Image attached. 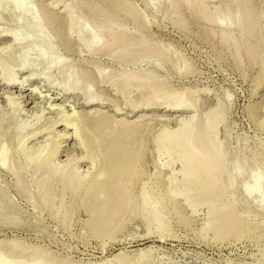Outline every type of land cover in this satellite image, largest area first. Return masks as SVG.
<instances>
[{
  "label": "rangeland",
  "instance_id": "374dc122",
  "mask_svg": "<svg viewBox=\"0 0 264 264\" xmlns=\"http://www.w3.org/2000/svg\"><path fill=\"white\" fill-rule=\"evenodd\" d=\"M73 1L0 0V258L8 259L15 246L22 250L10 264H264V197L252 202L243 194L253 174H261L264 188V0H204L213 22L182 0ZM21 4L27 13H20ZM251 24L255 29L248 36ZM27 30L42 43L28 39ZM5 31L12 39L1 36ZM223 31L230 42L222 41ZM112 33L120 39L104 49ZM45 43L52 60L61 62L49 71L40 54ZM3 74L20 87L5 85ZM132 74L140 80L125 85ZM139 76L159 84L147 109L139 106L151 91ZM164 93L181 97L189 110L168 109ZM88 96L97 100L87 102ZM97 115L111 123H137L140 129L128 140L138 156L144 144L139 177L132 182L134 207L120 217L119 232L101 237L90 222L98 202L85 196L84 187L71 191L58 175L30 163L57 147L56 165L76 159L80 174L93 175L102 156L93 169L72 123ZM189 119L202 124L203 135L219 149L212 165L222 182L211 200L200 197L193 181L184 183L180 152L169 150L167 138L184 132ZM86 127L83 138L92 135L103 155L102 134ZM239 162L242 175L230 187L227 175ZM223 214L248 225L240 219L244 228L235 225L227 235Z\"/></svg>",
  "mask_w": 264,
  "mask_h": 264
},
{
  "label": "bare ground",
  "instance_id": "6f19581e",
  "mask_svg": "<svg viewBox=\"0 0 264 264\" xmlns=\"http://www.w3.org/2000/svg\"><path fill=\"white\" fill-rule=\"evenodd\" d=\"M149 1H150V4H156L158 2V0H149ZM172 3H173V1H172ZM175 3H174V5H175ZM182 3L187 4V5L191 6L194 10H196V12L198 13V15L200 16L201 19L203 18L207 22H213L214 21V19L205 11V7H204L205 1L204 0H182ZM71 6H74V5L71 4ZM128 8H129V6H128ZM18 9L20 10V13H24L25 14V13L28 12V8L26 7V5L24 6L23 4L18 5ZM99 12H101L103 14L104 11L103 12L102 11H99ZM97 14H98V12H97ZM54 21H56V20H54ZM50 22H51V19H47V23H49V24H51L53 21L51 23ZM71 26L72 27H75L76 25H75V23H71ZM253 28H254V25H252V24L249 25L248 28H247L248 29L247 32H245L246 35H248V36L251 35L254 32ZM73 29H75V28H73ZM83 31H86V30L83 29ZM112 31H114V30H112ZM26 35H27V38L28 39H34L37 43H42V41H43L42 38L39 36V34L37 32L33 33L32 31L27 30L26 31ZM112 35H113V33H112ZM219 35L221 36L222 41H225L226 43L228 41L229 42L231 41L230 37L225 33V31H223L222 34L219 33ZM1 36L2 37L6 36V38L7 37L8 38L9 37L11 38L10 32H8V31H5V33H3ZM111 36H110V38H108L107 41H103L102 42V47L104 49L109 48V46L112 47V44L117 43L118 42L117 39H120L118 37L116 38V36H114V35H113V37H111ZM124 36L122 38H124ZM105 39H107V38H105ZM17 42H18L17 39H14L13 43H17ZM98 42L99 41H97L95 43H92L88 47L89 48L94 47L95 45L98 44ZM51 49H52V47L48 43H45L44 52H40L41 57L43 59V63H44V68H45L44 70H46V71H49V69L51 68L53 62H55L57 64V66L58 65H61V62H59L57 60H55V61L52 60V58L50 56ZM147 50H148V53L151 52L150 49H147ZM118 51H121V50H118ZM122 53H124V52H122ZM262 64H263V61H262ZM3 75L4 76L2 77V81H3V83L5 85H7V86H16L17 85V81L15 80V78L11 74H3ZM125 76H126V73H125ZM131 76L132 77H130V78L129 77L126 78L127 76L125 77L126 80L124 79L125 81L123 82L125 85L130 86V82L131 81H134L135 78L137 80H140L138 77L134 76V74H132ZM148 76H150V75H148ZM139 77H141L142 79L144 78L142 76H139ZM144 81L145 82L148 81L147 90L150 89L151 92L149 93V95H148V93H146L149 96L148 97L146 95L147 96L146 98H147V101L148 102L146 101V103L144 102V105H142V103H141L140 106L139 105L138 106L139 107H142V109L143 108H146L147 109V107H149V105L152 106L151 105L152 104L151 102L153 101V98H154V100L156 99L155 95L158 94L157 92L160 91V90L158 89V87H159V84L158 83L151 82V80L150 79H147V78H144L142 82H144ZM159 81H161V80H159ZM112 84H114V83H112ZM116 84H117V82H115L114 85H116ZM145 86H146V84H145ZM19 87L20 86H18L17 88H19ZM64 90L65 91H69V90H71V88H68V87L65 86ZM138 91H139V89H138ZM163 92H162V94H163ZM167 93H169V92H167ZM166 94L164 93V96ZM176 94H178V93H176ZM143 96H145V94ZM160 96H161V92H160ZM166 96H167L168 109H170L172 111H182V112H186V111L189 110L188 108H189L190 105H188V103H185V102L181 101V99H180L181 97L180 98H177L176 96L173 97V95H170L172 97H168L169 94L166 95ZM166 96L164 98H166ZM89 97L90 96H88V99H87L88 101L87 102H91V101L93 102V101L97 100V99H94L92 97H90V98ZM164 98H162V99H164ZM142 101H143V99H142ZM149 101H151V102H149ZM134 104H136V103H134ZM134 104H133L132 107H134ZM193 105H194V103H193ZM93 118L88 121L87 118L84 120L83 117H82V119L76 120L74 123H72L73 125L71 124L72 125V128H73V126L75 127L76 134L79 136V138L81 137V139H82V145L86 149V152H87V159L92 164L93 169H94V167H95V169H96V167L98 168L97 164H98V161L101 159V156H102V161H103L102 163L103 164L102 165L99 164L100 167L101 166L102 167L101 168L99 167L100 169L98 168V170H96L97 172L95 171V173L93 175H92V172L90 174H88V175H85V176H83V174H80L78 172L79 169L77 170L78 167L76 168V166H77L76 165V162H75L76 159L75 160H73V159L70 160L69 163L66 164V165H64L63 167H61L60 165H56V163H55L54 160L56 158H58L57 157L58 156L57 155L58 154L57 147H53V149L51 151L49 150L50 152L48 153V155L46 154L47 156L44 157V158H42L43 156L41 155L43 153H41V154H37L36 153L37 154L36 159L35 160H32L30 163L31 164L34 163V165L36 166V169H44L45 172L48 173V174H53L55 176L58 175L59 178L61 179V181L64 182V185H66L67 187H69V189L71 188L70 189L71 191H72V189H73V191H78L82 187H84V191L83 192H84L85 196L86 197L89 196V197H92L93 199H95V200H93L94 203H95V201H96V203L98 202L97 204H95L92 207L94 209H92L91 208V205H90V208L92 209V211H90V212L93 213V216H94V217L92 216L94 220H91L90 222L92 224L93 223L92 221H95V223H93L94 226H92V227H94L95 233L97 232V234L98 235L100 234V237H101V235H103V233L106 236L105 233H107L109 235H112V233H114L113 231H115V230H116V232H117V230L119 232V229L121 228V225H122V223H121L122 222L121 219L123 218L122 215L125 213V211L127 210V208L130 207V205L131 206L134 205L133 204L134 203V200H133V197H132L133 194H131V192H133L131 190H133V188H134L133 187L134 184H132V182L136 180L134 178L138 175V173H137L138 170L136 168V164L138 163V161H139L138 164H141L140 161L143 158L141 154H143V151H144V150H142V149H144L142 146H144V144L141 143V141H139L140 142V145L141 144H143V145L140 147V149L142 151V153H140L141 156L140 155L138 156L139 152L135 151L134 145H132L130 143L131 140L130 139L128 140L129 136L131 137V135H134L140 129L139 126L137 127V123L134 122L136 125H133L134 124L133 122H132L133 124L132 123L122 124V122L120 124L118 121H116V123H113V119L112 118H111L112 119V123H111V120L106 119V117L101 116V115L100 116L97 115L94 120H93ZM90 121L93 122L92 123L93 126L96 125L95 127L98 128L99 134H97V135L99 136V135L102 134V136H103L102 142L104 144H102V146H104V148H105L104 149L105 152L104 151L102 152L103 155L102 154H99V151L97 149V145L98 144L96 145V141L97 140L94 141V139H92V138H94L92 135H91L92 138H91V136L90 137H87V138L86 137L83 138V136H82L83 131H80V130L83 129V127H86V125L91 124ZM196 122H197V119H196ZM87 123H89V124H87ZM139 123H140V121H139ZM198 123H199V121H198ZM184 125H185V128H186V129H184V132L181 131L178 134L176 133V135L174 137L171 138L169 136L167 138V135H169V134L166 133L165 132L166 130H165L162 133V136L163 137L162 136L161 137H162V139L163 138L164 139L167 138L168 139V143L170 141V146L171 147L169 148V150H171L172 152H173V150H177V151L180 152V159H179V161L182 164L181 173L183 175L184 183H189L190 184V182L193 181L198 186L200 197L201 198L208 199V200H211L212 196H214L213 193L215 194L216 187L218 186L219 183L222 182L220 175L216 171V168L212 165L213 161L217 157V154L219 152V149L217 147H214V145L212 144L213 142L211 143V140L208 138L207 134L206 135L205 134L203 135L202 128L204 126H202V124L194 123L192 119L191 120L189 119V121H187L186 123H184ZM93 126H87V127H91V129H92ZM103 126H105V128H103ZM87 127H86V129H87ZM194 127H195V129H194ZM136 128H138V129L136 130ZM191 128H192V130H191ZM1 129H2V127H1ZM95 130L93 131V129H92L91 131H93L95 133ZM91 131L90 132L88 131L89 134L91 133ZM96 132H97V130H96ZM139 132H138V135H141ZM76 134H75V137H76ZM83 134H85V133H83ZM35 135H37V134H35ZM31 136H33V134ZM94 136H95V134H94ZM135 136H137V134ZM135 136H134V138H135ZM171 136H172V134H171ZM136 138H139V137L137 136ZM97 139H98V137H97ZM139 140H141V139H139ZM132 142H133V140H132ZM139 142H137V143L139 144ZM161 143H163V140H162ZM161 143L160 144L158 143V144L161 146ZM165 143H167V141ZM140 145H138V146H140ZM167 146H169V144ZM169 150L168 151L165 150L166 151L165 154L167 156L169 154ZM174 152H176V151H174ZM139 159H141V160H139ZM218 162H220V161H218ZM99 163H100V161H99ZM240 163L241 162H239L238 165H235L236 167H234L233 170L227 175V180L229 181V186L230 187H233L235 180L242 175L243 165L240 164ZM219 164H218V167L220 165L222 167L223 162L221 161V164L220 165ZM250 175H251V173H250ZM260 175L253 174L250 177V181H248L249 183L247 182L244 185V187H243L244 197L246 199H248V200H251L252 202H254V201L258 202L262 197H264V195L262 193L264 191V188L261 185V181H260L261 176ZM137 177H139V176H137ZM88 178H89V180H87ZM42 183H41L42 187L39 185V187H41V188L44 187ZM83 199H84V195H83ZM90 200H92V199H90ZM90 200H89L90 204H94L93 202L91 203ZM85 201H87V200H85ZM160 201L161 200H159V199L157 200L156 206L159 205V207L160 206L162 207L164 205L163 201L162 202H160ZM132 207H134V206H132ZM176 211H177V209H176ZM218 212L219 211H217L216 213H218ZM128 214L129 213H127V215ZM223 215H224L223 217H225V218H222V219L227 224H223V221L222 220H221V222H222L223 226L225 225V227H226V231H227L226 234L227 235L229 233H231L232 230H233V228H235L237 225H238V227L241 226L238 223L241 220L243 221V223H244V221H246L244 224H247L248 225L247 220H243L242 218H239V216H235L233 214H229V215L228 214H223ZM120 217H122V218H120ZM236 223H238V224H236ZM244 224H242L243 226H241V227L244 228ZM219 226H220V224H219ZM111 231H112V233L110 234ZM105 236H103V237H105ZM98 239H100V238L98 237ZM2 244H0V245H2ZM15 244H17L18 247L20 246L18 243H15ZM19 248L22 250L21 247H19ZM11 249H14V250L13 251L12 250H9V251H11V252H9V254L11 253L10 256H9V258L8 259H1L0 258V264H10V263L13 262L12 257L17 256L16 254L20 251V249H19V251L16 250L15 249V246H13ZM122 252L124 253V251H122ZM120 253L118 252L119 255L117 254L115 256V258H117V259L119 258L120 259V257H122V255H121L122 253L121 254ZM141 253H142V251H141ZM148 253H149V249H148ZM21 264H39V261L37 260L36 262H33V263L32 262H28V261H23V262H21ZM123 264H124V262H123Z\"/></svg>",
  "mask_w": 264,
  "mask_h": 264
}]
</instances>
